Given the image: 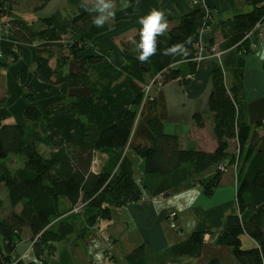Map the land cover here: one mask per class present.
<instances>
[{
    "label": "trees",
    "instance_id": "16d2710c",
    "mask_svg": "<svg viewBox=\"0 0 264 264\" xmlns=\"http://www.w3.org/2000/svg\"><path fill=\"white\" fill-rule=\"evenodd\" d=\"M18 0H0V23L5 30L24 44L67 41V55L51 66L40 58L35 70L39 81L47 85L90 88L85 97L69 96L54 103L43 114L35 104L34 90L27 88V105L22 115L27 124L0 122V189L10 208L0 216V264H11L17 239L28 229L33 239L36 260L43 263L45 246L62 240L72 232L67 221L60 218L58 198L65 197L71 207L84 208L81 236L99 220H110L112 209L137 203L148 190L151 196H169L176 186L186 181L198 184L206 196L219 185L226 170H234L237 214L225 218L215 242L231 249L238 264H263L264 260V150L259 144L257 128L249 126L239 101V90L227 83L222 61L216 62L211 73L208 99L212 115L216 147L206 152L181 149L179 137L167 133L158 118L148 121L152 134L149 146H137L135 153L142 160V184L133 178L132 165L125 148L133 131L139 108L151 97L152 87L180 80L185 85L197 68L200 34L209 28L212 11L194 9L179 18L161 15L160 24L175 20L167 31L154 33L153 51L146 57L141 44L144 25L128 39L120 40L121 63H112L108 49L98 48L95 54L82 58L79 73L62 72L71 58L84 52L89 43L106 32L109 25L99 12L76 14L64 29H58L51 17H39L37 23L27 22L12 14ZM34 11L42 10L51 0H37ZM126 5L134 0H106ZM250 11L238 13L220 23L223 42L221 51L236 46L241 52H251L246 34L264 23V0H244ZM102 20L97 24L96 21ZM215 45L210 42L208 50ZM7 50L0 52V68L16 61ZM147 74L153 75L145 82ZM18 81L24 85L27 70H21ZM150 85L148 92L146 87ZM3 100V99H2ZM1 101V100H0ZM196 128L204 126V115L194 113ZM35 123L37 127L31 124ZM237 141V151L229 152L230 141ZM40 145L48 151L42 153ZM96 153L106 155V162L97 173L91 165ZM15 156V157H14ZM20 159L15 169L9 161ZM222 167V168H221ZM213 169V173L203 176ZM4 200L0 193V210ZM87 210V211H86ZM86 211V212H85ZM206 233L192 231L185 240L157 255L159 264H179L182 258L201 255ZM256 242L253 248L242 246V236ZM145 244L126 256L130 264H146L151 260ZM36 264V263H31Z\"/></svg>",
    "mask_w": 264,
    "mask_h": 264
},
{
    "label": "crops",
    "instance_id": "0c3cea01",
    "mask_svg": "<svg viewBox=\"0 0 264 264\" xmlns=\"http://www.w3.org/2000/svg\"><path fill=\"white\" fill-rule=\"evenodd\" d=\"M109 5V7H105ZM16 8V7H15ZM12 8V14L22 18L23 13ZM197 9L201 12L212 11L209 28L199 37L202 54H208L210 42L219 46L223 40L220 23L233 15L250 11L251 7L244 0H134L130 4L116 5L106 0H51L40 11L30 10V20L37 23L39 17H51L58 29H64L76 14L96 11L109 25L106 32L95 37L84 52L71 58L62 68V72L79 73V64L83 57L95 54L98 48L108 49L112 63H121L120 40L128 39L139 27L141 22L153 12L160 16L170 15L176 19ZM176 23L166 21L167 31ZM35 42L24 44L9 32H0V52L7 50L16 56V61L7 67L0 68V92L7 89L0 102V122L27 124L22 115L27 105L26 91L28 87L39 88L43 94L41 102L35 104L45 114L57 102L69 96L85 97L90 95V88L68 87L66 84L47 85L38 80L36 64L40 58L48 59L54 66L56 59L67 55V41ZM249 44L255 45L251 52L243 53L236 46L225 48L222 55V66L229 85L239 90V101L246 123L253 129L257 128L261 136L260 148L264 150V23L256 25L247 38ZM217 60L206 57L197 64L195 72L183 85L180 80L170 81L161 87L154 86L149 95L153 100L144 99L139 108L138 116L125 154L131 162L133 178L142 184V160L135 153L137 146H149L152 134L147 123L152 118L160 119L167 133L179 137L181 149H195L210 152L216 147L213 132L212 115L208 108L211 92V73ZM27 70V81L21 85L18 75ZM153 75L147 74L145 82H150ZM47 87H50L47 89ZM202 113L204 126L196 128L192 115ZM12 121V122H9ZM35 127V123L31 124ZM237 151V141L231 140L229 152ZM106 155L96 153L91 165L93 173L101 170L106 162ZM213 169L204 173L208 176ZM144 197L137 203L112 209L110 220H99L89 228L84 236L81 229L84 223V208L71 207L65 197L58 198V208L64 213L53 222L52 228L57 229L59 222L64 220L72 227V232L62 240L53 242L51 248L44 247L43 263L36 260L33 250V239L28 229H23L17 239L11 264H130L126 260L134 248L145 244L151 260L146 264H159L157 255L166 251L187 238L194 230L204 231V244L198 258H182L179 264H238L232 256L231 249L215 242L216 235L221 231L227 216L237 214L235 200L236 179L233 170H226L219 185L210 196H206L202 188L186 181L174 188L169 196H151L148 190L143 191ZM4 199V198H3ZM79 207L77 211L75 208ZM87 211V210H86ZM85 211V212H86ZM174 212V227L170 225L169 213ZM244 248H253L256 242L247 235L242 237ZM264 264V260H263Z\"/></svg>",
    "mask_w": 264,
    "mask_h": 264
},
{
    "label": "rangeland",
    "instance_id": "374dc122",
    "mask_svg": "<svg viewBox=\"0 0 264 264\" xmlns=\"http://www.w3.org/2000/svg\"><path fill=\"white\" fill-rule=\"evenodd\" d=\"M36 5H38V1L37 0H18L17 2H16V4L14 5V8L18 11V12H20V13H23V14H21L20 16L22 17V18H24L25 20H30V15H29V12H30V10L32 11V10H34V7L36 6ZM216 45V44H215ZM217 46V45H216ZM218 47V46H217ZM219 49V48H218ZM216 54H217V52L216 51H211L210 52V50L208 51V54L205 56V55H203V57L204 58H206V57H212V58H215L217 61L219 60L218 59V57L216 56ZM48 88H50V87H47V89ZM3 90H4V92L2 91V92H0V96H4L5 97V95H6V93H7V89L5 88H3ZM34 90H35V92H36V101H40L41 102V100H42V98H43V94L39 91V88H37V87H34ZM152 98V100H153V97H151ZM2 97H0V100L2 101ZM0 101V102H1ZM9 122H12V121H9ZM15 122V121H14ZM13 122V123H14ZM35 127H37V125H35ZM42 153H46V151H48V149L45 147V146H43V145H40V149H39ZM15 157V156H14ZM21 165V161H20V159H18V158H16V160H13V161H9V163H8V166H10L12 169H15V168H17V167H19ZM234 171V170H233ZM0 193H1V197L2 198H4L3 200H4V206H3V208H1V210H0V216H4V215H7L8 214V212H9V210H10V208L8 207V205H7V202H6V199H5V192L2 190V189H0ZM80 207V206H79ZM79 207H77V208H75L77 211L79 210Z\"/></svg>",
    "mask_w": 264,
    "mask_h": 264
},
{
    "label": "clouds",
    "instance_id": "9594fccd",
    "mask_svg": "<svg viewBox=\"0 0 264 264\" xmlns=\"http://www.w3.org/2000/svg\"><path fill=\"white\" fill-rule=\"evenodd\" d=\"M105 7H109V5H105ZM160 15L156 12H153L152 15L148 16L146 19H143L141 22L144 24V28L142 30V39L143 42L141 47L144 52L143 55L146 57L153 51V36L154 33L162 31L164 25L160 24ZM97 24L102 23V20L96 21Z\"/></svg>",
    "mask_w": 264,
    "mask_h": 264
},
{
    "label": "built area",
    "instance_id": "2783aa9c",
    "mask_svg": "<svg viewBox=\"0 0 264 264\" xmlns=\"http://www.w3.org/2000/svg\"><path fill=\"white\" fill-rule=\"evenodd\" d=\"M193 3H195V1L196 0H191ZM6 27H7V25L6 24H3V23H0V32L1 31H3V30H5L6 29ZM249 35H250V33H248V34H246V36H245V38H248L249 37ZM199 47H200V45H199ZM248 48L249 49H254L255 48V45H253V44H249V46H248ZM211 51H216L217 52V54H216V56L218 57V61H219V63L222 61V55H223V51H221L220 49H218V47L216 46V45H213V46H211V48H210V52ZM197 61H200V60H202V59H204V57H203V54H202V48L200 47L199 48V54H198V56H197ZM149 88H150V85H148L147 87H146V91L148 92V90H149ZM148 100H152V98L151 97H148ZM222 168V167H221ZM175 217V213L174 212H171V213H169V219L171 220V223H170V225L172 226V227H174L175 226V224H174V222H173V218Z\"/></svg>",
    "mask_w": 264,
    "mask_h": 264
}]
</instances>
